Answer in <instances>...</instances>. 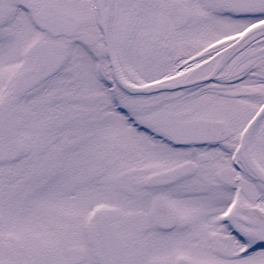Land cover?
<instances>
[{
  "label": "snow or ice",
  "instance_id": "1",
  "mask_svg": "<svg viewBox=\"0 0 264 264\" xmlns=\"http://www.w3.org/2000/svg\"><path fill=\"white\" fill-rule=\"evenodd\" d=\"M0 264H264V0H0Z\"/></svg>",
  "mask_w": 264,
  "mask_h": 264
}]
</instances>
